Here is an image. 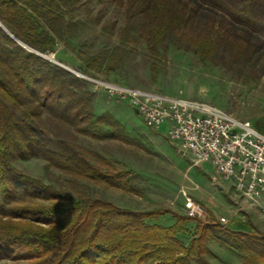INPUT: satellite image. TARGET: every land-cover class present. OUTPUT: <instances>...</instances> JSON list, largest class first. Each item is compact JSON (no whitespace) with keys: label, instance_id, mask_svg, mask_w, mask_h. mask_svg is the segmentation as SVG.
Instances as JSON below:
<instances>
[{"label":"trees","instance_id":"obj_1","mask_svg":"<svg viewBox=\"0 0 264 264\" xmlns=\"http://www.w3.org/2000/svg\"><path fill=\"white\" fill-rule=\"evenodd\" d=\"M200 1L264 37V0ZM79 2L0 0V22L28 46L42 53L52 51L73 25L65 14ZM109 2L123 17L117 30L121 44L84 56L85 69L104 66L113 72L127 54L123 45L139 40L151 57H157L170 32L179 33L181 43L194 46L201 60L210 58L217 48L208 31L214 23L199 27L189 0ZM110 25L103 29L113 34L114 25ZM220 42L231 49L235 59L245 56L248 43L239 34ZM43 113L82 136L137 143L125 135L112 115L95 116L93 92L84 79L29 52L0 27V259L34 264H212L206 257V243L212 240L236 253L240 264H264V233L249 217L247 230H234L214 217L204 224L197 216L169 208L133 211L85 194L74 197L13 168L15 159L41 157L74 179L138 191L132 170L119 168L99 154L92 161L67 141L55 147L42 143L32 122ZM98 125L110 131L99 134L94 128ZM165 214L172 216L173 224L145 222ZM186 222L196 223V233L187 245L177 238L186 231Z\"/></svg>","mask_w":264,"mask_h":264},{"label":"rangeland","instance_id":"obj_2","mask_svg":"<svg viewBox=\"0 0 264 264\" xmlns=\"http://www.w3.org/2000/svg\"><path fill=\"white\" fill-rule=\"evenodd\" d=\"M189 2L196 10L195 22L199 27L203 29L206 24L214 23L208 31L217 48L207 60L200 59L194 46L181 43L179 33L170 32L163 40L157 57H151L144 42L139 40L135 44L123 45L127 54L113 72H107L104 66L85 69L82 63L84 56L121 44L117 30L123 25V17L109 0H80L77 7L65 14V20L73 24L70 31L52 51L43 52L52 55L59 49L75 56L76 71L84 75L78 77L84 79L87 88L93 92L95 116L110 114L120 120L119 116L129 111V115H124L120 122L125 135L137 143L124 144L114 139L82 136L70 126L51 120L46 113L32 122L40 141L50 147H55L61 140L67 141L86 153L92 161H96L95 154H99L112 160L119 168L132 170L137 177V192H125L100 183L74 179L48 166L41 157L15 159L11 166L74 197L85 194L89 198L107 200L133 211L169 208L185 214L182 195L185 191L202 207L201 219L204 224L214 217L224 226L242 229L238 223L242 220L243 230H247L246 215L249 216L248 212L256 208L249 206L229 183L223 182L211 164L191 166L188 155L178 157L175 146L162 138L166 136L167 124H161L155 129L156 132L146 129L141 117L135 114L127 101L119 102L108 97L99 84L100 81L111 82L167 97L203 101L250 122L264 133V37L200 0ZM110 24L114 25L113 34L103 29L104 26L110 27ZM235 34L248 43L245 56L240 59H235L231 49L220 42L222 38ZM151 66L155 67V71ZM94 128L102 135L110 131L104 125ZM178 162L183 168L180 173ZM251 221L258 229L264 225L254 216ZM145 222L168 226L173 224L174 219L170 214H165L146 219ZM185 225L186 231L177 234V238L187 245L196 233V223L186 222ZM207 242L209 254L206 257L212 264L241 263L233 251L212 240ZM0 264L34 263L30 260L0 259Z\"/></svg>","mask_w":264,"mask_h":264},{"label":"built area","instance_id":"obj_3","mask_svg":"<svg viewBox=\"0 0 264 264\" xmlns=\"http://www.w3.org/2000/svg\"><path fill=\"white\" fill-rule=\"evenodd\" d=\"M110 98L127 101L144 125L168 123L167 140L190 154L191 166L210 163L220 177L264 216V133L224 109L203 101L167 97L111 82L99 83ZM185 214L203 217L185 191Z\"/></svg>","mask_w":264,"mask_h":264},{"label":"water","instance_id":"obj_4","mask_svg":"<svg viewBox=\"0 0 264 264\" xmlns=\"http://www.w3.org/2000/svg\"><path fill=\"white\" fill-rule=\"evenodd\" d=\"M0 27L13 39L15 40L19 45H21L23 48H25L26 50H28L29 52L35 53L36 55L47 59L49 61H52L54 63H56L57 65L63 67L64 69L75 73L77 76L82 75L81 73H79L78 71H76V66H77V59L75 56L71 55V54H65L63 52H61L59 49L55 50L53 52V56L52 58H49L48 55L28 46L27 44H25L24 42H22L21 40H19L18 38H16L1 22H0ZM67 64V65H66ZM134 112L137 114V110H134ZM220 225L223 226L222 223H219Z\"/></svg>","mask_w":264,"mask_h":264},{"label":"crops","instance_id":"obj_5","mask_svg":"<svg viewBox=\"0 0 264 264\" xmlns=\"http://www.w3.org/2000/svg\"><path fill=\"white\" fill-rule=\"evenodd\" d=\"M134 111V110H133ZM136 114V113H135ZM124 115H129V111L127 112V111H124V113H122L120 116H119V119L120 120H122L123 119V117H124ZM120 120H118V121H120ZM120 123H122V122H120ZM164 124V123H163ZM165 124H167V129H168V123H166L165 122ZM145 127V126H144ZM146 129H147V127H145ZM159 128V127H158ZM153 132H156L155 130L153 131ZM158 137H160L159 135H157ZM156 137V136H155ZM154 137V138H155ZM157 138V137H156ZM163 139H167L166 138V136H165V138L164 137H162ZM175 146V149L178 151V157L180 156V158L182 157V155L183 154H186V155H188L189 156V158H190V154L188 153V152H185V151H181L179 148H178V146H176V145H174ZM180 164H181V162H178V172L180 173V171L183 169L182 168V166H180ZM201 164H204V163H201ZM210 164V163H209ZM200 165V164H199ZM198 166V165H197ZM181 167V168H180ZM217 173V172H216ZM218 174V173H217ZM219 175V174H218ZM220 176V175H219ZM222 179V178H221ZM222 181L223 182H226V183H229L232 187H233V185H232V183L231 182H229V181H225V180H223L222 179ZM229 184H228V186H229ZM244 198V197H243ZM245 199V198H244ZM245 201H246V203L248 204V201L245 199ZM249 205V204H248ZM250 206V205H249ZM255 211H252V212H248V215L249 216H247L246 215V219H247V217H249L250 218V220H251V218L254 216V218H256L258 221H262L263 222V224H264V216L262 215V214H260L259 213V211L257 210V209H254ZM219 223H221V222H219ZM238 223H239V225L240 226H242L241 228L242 229H234V230H243L244 229V222H242V220H239L238 221ZM223 224V223H222ZM223 226H224V224H223ZM187 227V226H186ZM263 227H264V225H263ZM263 227H260L261 229V231L264 233V230H263ZM232 229V228H231ZM208 243V242H207Z\"/></svg>","mask_w":264,"mask_h":264},{"label":"bare ground","instance_id":"obj_6","mask_svg":"<svg viewBox=\"0 0 264 264\" xmlns=\"http://www.w3.org/2000/svg\"><path fill=\"white\" fill-rule=\"evenodd\" d=\"M53 54L52 55H48L49 58H52Z\"/></svg>","mask_w":264,"mask_h":264}]
</instances>
